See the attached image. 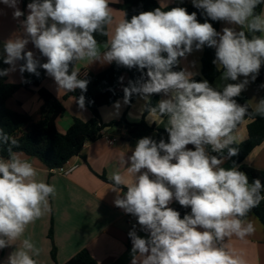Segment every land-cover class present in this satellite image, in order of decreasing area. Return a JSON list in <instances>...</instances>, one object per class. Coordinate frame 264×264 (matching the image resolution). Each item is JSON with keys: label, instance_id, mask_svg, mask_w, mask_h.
Listing matches in <instances>:
<instances>
[{"label": "clouds", "instance_id": "obj_1", "mask_svg": "<svg viewBox=\"0 0 264 264\" xmlns=\"http://www.w3.org/2000/svg\"><path fill=\"white\" fill-rule=\"evenodd\" d=\"M20 2L0 0L12 10L20 28L3 42L2 59L9 67L0 68V77L17 70L39 76L42 68L59 90H81L74 99L85 109L83 93L89 80L80 78L77 63L115 62L141 72L139 79L123 88L124 105L134 95L146 102L153 94L165 97L148 111L161 122L167 118L168 141L140 138L131 155L120 161L130 179L119 171L110 176L117 192L115 206L135 216L148 233L147 238L139 236L135 225L129 231L131 264H246L226 241L254 233V224L247 218L264 201V184L258 178L250 183L235 162L227 169L222 165L239 154L233 146L238 125L246 117H264V99L253 112L236 99L257 79L264 64V8L256 11L264 0H192L211 21L240 27L219 32L208 19L198 22L196 12L189 14L183 7L164 11L162 4L130 20L123 18L103 52L96 35H109L107 26L113 24L109 0H31L24 19ZM29 44L46 62L41 63ZM205 46L215 49L212 63L222 70L221 80L244 79L220 88L207 80L196 81L199 73L174 70L179 58ZM113 107L118 114L121 101ZM5 145L8 156H0V250L11 247L29 224L48 212L49 199L56 195L55 185L38 180L33 163L13 150L18 141L0 129V149ZM173 200L190 208V213L181 218L169 207ZM39 255L40 249L25 238L0 264H39L35 258Z\"/></svg>", "mask_w": 264, "mask_h": 264}, {"label": "crops", "instance_id": "obj_2", "mask_svg": "<svg viewBox=\"0 0 264 264\" xmlns=\"http://www.w3.org/2000/svg\"><path fill=\"white\" fill-rule=\"evenodd\" d=\"M124 1L109 0V5L113 9V24L108 26V40L114 32L115 25L125 18L124 12L115 7L123 4ZM183 1L192 4V0H157L159 5L165 4L166 7ZM30 2L31 0H21L19 7L25 12V17H21V19L26 18L28 14L27 4ZM0 9H3V14H0V41L4 42L12 35L19 33L20 28L17 21L12 18L11 9L6 8L3 4H0ZM224 27L240 30L237 25L219 21L218 32ZM100 45L101 52L105 51L104 44ZM28 49L36 52L37 56L41 58L38 50L34 49L33 45L29 44ZM203 54L204 48L202 51L195 50L187 54L185 58H180L179 67L199 73L195 77L201 76ZM44 59L46 60V58ZM111 64L85 60L78 62L76 67L79 72L86 69L97 75L107 70ZM221 75L222 73L214 81L213 87L219 85L222 88L225 85V82L223 83L220 80ZM124 76L126 75L122 77ZM243 79L244 77H239L237 83ZM126 81H120L121 86ZM3 83L22 84L23 76L17 70L6 76ZM252 84L256 85L254 82H250L243 92L247 95L254 110L256 103L262 99L264 94V88L261 87V85H264V76L260 83L256 85L257 88H252ZM42 86L65 108L63 116L57 121L59 133H66L74 119L89 121L92 118L91 110L86 106L85 109H80L76 103L77 98L73 95L67 97L69 93L59 90L52 77L47 76L43 80ZM25 91L26 95L22 94L21 97L10 98L7 101V107L36 119L43 104L42 100L36 94L37 89ZM162 98H165L163 94ZM117 101H121L122 104L118 114L113 107L115 102L99 109L104 124L108 125L125 115L130 123H138L145 119L150 125L155 124L160 128H165L167 118H164L161 122L158 115L149 113L148 104L150 101L146 102L139 96L128 105L123 104V99ZM29 102H34L31 109L27 105ZM8 103H11V107ZM250 123L251 120H245L236 130L237 143L248 139V125ZM126 138L127 132L125 129L105 127L99 139L85 144L81 154L68 161V167L77 166L68 175L53 174L39 159L24 154V158L30 160L37 169V179L55 185L56 195L49 199L50 210L48 212L29 224L24 235L19 240L14 241L11 247L0 250V260L6 258L15 247L20 246L23 239L28 238L40 249V255L35 257L39 264H65L85 249L95 259L96 264H131L132 244L128 236L129 231L135 225L139 236L147 238L148 233L141 230V226L133 215L127 214L124 210L115 206L114 200L117 192L113 191V184L107 181H111L110 176L115 171H119L125 176V179H130V175L125 172V169L120 165V161L122 158L131 155V150H134L136 142L129 141ZM112 140L114 141L111 142ZM187 147L194 149L193 145ZM243 164L257 170H264V143L255 148ZM123 191L126 192L125 189ZM247 219H250L254 224V233L244 239L233 236L227 239V246L229 250L241 255L246 260V264H264V226L254 214H249ZM51 226L53 227L54 245L57 249L56 261L51 258L53 244L48 237Z\"/></svg>", "mask_w": 264, "mask_h": 264}, {"label": "trees", "instance_id": "obj_3", "mask_svg": "<svg viewBox=\"0 0 264 264\" xmlns=\"http://www.w3.org/2000/svg\"><path fill=\"white\" fill-rule=\"evenodd\" d=\"M263 6L264 5L258 7L256 11L260 12ZM115 7L121 9L126 14L125 19L130 20L133 15H138L141 11H151L161 7V5H159L157 0H125L123 4ZM174 7L186 8L189 14L196 12L198 22L203 23L205 19H208V22L212 23L217 31L219 30V21H211L210 18L202 14V10L195 8L193 4L187 1L175 3L162 10L168 11ZM96 39L99 44H105L108 41V36L97 34ZM3 47L4 44L0 43V68H7L9 66L4 64L2 59ZM214 59L215 49L205 46L202 57L201 76L194 77L196 81L207 80L213 85L214 81L222 73V70H219L217 65L212 63ZM40 60L41 63L46 62L42 56ZM180 69L178 65L174 70L179 71ZM38 71L39 76L25 72L22 75L23 83L19 85L3 83L6 76L0 77V129H3L5 133L18 141L19 147L14 148V151L22 152L26 156L35 157L47 168L53 169L62 167L69 160L79 156L85 144L99 139L102 136L104 128L107 126L125 129L127 132L126 139L136 143L140 138L145 136H151L157 141L161 138L166 142L168 141V133L165 128H160L155 124L150 125L145 119L138 123H130L127 121L125 115H123L121 119L113 121L108 125L102 122L99 109L104 106H109L119 99H123V88L128 86L129 81H136L141 76V72L136 68L128 69L123 66H117V64L113 62L107 70L97 75L92 74L86 69L81 70L79 72L80 78L89 80L87 91L83 93V95L86 98L85 106L91 110L92 118L89 121L74 119L72 125L64 134L59 133L57 121L63 116L65 108L60 101L42 86L43 80L48 76L45 70L41 68L38 69ZM123 75L127 76V81L121 86L120 78ZM263 76L264 64H262L259 75L254 83L258 85ZM237 81L229 80L228 83H237ZM19 89L28 91L37 89L36 94L42 100L43 104L36 119L28 114L15 112L7 107V101L12 98ZM81 94V90L77 89L75 92H71L68 95H73L78 99ZM137 97L138 96L134 95L131 98V103ZM161 97L162 94H153L148 107L155 106ZM236 99L240 104H248L250 112L254 111L244 92ZM262 99H264V94L262 95ZM245 120H251V123L248 125V139L233 145L239 148V154L226 160V163L222 167L226 169L230 168L235 162L239 170L247 174L250 183L258 178L261 180V183L264 184V170H257L243 164L247 156L255 148L264 143V117L256 116L254 119L246 117L244 121ZM241 124L242 123L238 125L237 129ZM6 149L7 145L0 149V156L7 158L8 153ZM213 155H215V153H213ZM107 181L113 184L112 181ZM124 189L125 191L127 190L126 188ZM169 207L178 211L181 218L191 211L190 208H184L179 205L177 201H174ZM250 214H254L264 226V201H262L258 207L252 209ZM135 219L137 220L136 217ZM48 237L53 244L51 258L53 261H56L57 249L53 241L52 226ZM65 264H96V261L89 251L85 249L77 253Z\"/></svg>", "mask_w": 264, "mask_h": 264}, {"label": "built area", "instance_id": "obj_4", "mask_svg": "<svg viewBox=\"0 0 264 264\" xmlns=\"http://www.w3.org/2000/svg\"><path fill=\"white\" fill-rule=\"evenodd\" d=\"M114 140H112L111 142H113ZM77 168L76 165H72L68 167V162L59 168H53L50 169L51 173L53 174H62V175H68L69 173H71L72 171H74Z\"/></svg>", "mask_w": 264, "mask_h": 264}, {"label": "rangeland", "instance_id": "obj_5", "mask_svg": "<svg viewBox=\"0 0 264 264\" xmlns=\"http://www.w3.org/2000/svg\"><path fill=\"white\" fill-rule=\"evenodd\" d=\"M0 43L3 44V42H1V41H0ZM126 79H127L126 76H124V77H123V80L126 81ZM220 80H221V79H220ZM221 81H222L223 83L225 82L224 84H226V83L228 82V81H223V80H221ZM217 86H219V85H217ZM252 86H253L252 88H257L256 85H254V84H252ZM25 93H26V91H25L24 89H20V91H17V92L13 95V97H15V96H17V97L20 96V97H21L22 94H25ZM26 94H27V93H26ZM26 94H25V95H26ZM25 95H23V96H25ZM68 96H69V95H68ZM68 96H67V97H68ZM253 102H254V100H253ZM33 103H34V102H32V103L29 102V103L27 104V105L30 107L29 109H31ZM8 105H10V107H11V103H8ZM12 110H13V109H12ZM14 111H16V110H14ZM17 111H18V110H17ZM66 118H67V117H66Z\"/></svg>", "mask_w": 264, "mask_h": 264}]
</instances>
